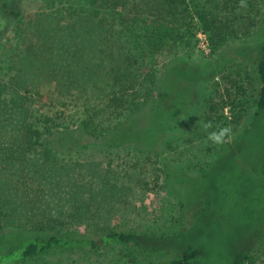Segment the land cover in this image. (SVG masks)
Returning <instances> with one entry per match:
<instances>
[{"label": "trees", "instance_id": "1", "mask_svg": "<svg viewBox=\"0 0 264 264\" xmlns=\"http://www.w3.org/2000/svg\"><path fill=\"white\" fill-rule=\"evenodd\" d=\"M30 1L35 7L26 14L19 1L0 0V12L17 25L16 52L4 70L7 78L0 80V264L59 250L143 248L149 242L144 236L109 231L85 237L70 231L92 221L85 208L94 190L71 179L78 161L70 169L60 157L88 149L107 155L130 148L153 151L140 143L143 108L154 105L159 117L186 99L176 85L181 69L188 70L160 61L197 31L216 48L230 31L227 15L239 0ZM255 71L258 117L264 112V60ZM41 82H52V90L35 87ZM69 106L77 110L71 113ZM86 168L95 173L90 163ZM249 251L233 264H246ZM201 255L189 247L169 264H195Z\"/></svg>", "mask_w": 264, "mask_h": 264}, {"label": "rangeland", "instance_id": "2", "mask_svg": "<svg viewBox=\"0 0 264 264\" xmlns=\"http://www.w3.org/2000/svg\"><path fill=\"white\" fill-rule=\"evenodd\" d=\"M15 1L26 14L34 10L30 0ZM232 8L230 31L216 48L197 31L160 61L166 68L175 61L188 70L181 69L176 85L186 99L159 117L154 105L143 108L140 143L153 151L130 148L107 155L88 149L78 157H60L70 169L78 161L71 179L94 190L85 208L92 221L71 229L74 235L123 232L149 242L143 248L115 244L97 252L59 250L17 264H169L189 247L202 252L195 264H233L248 249L246 264H264V112L255 117L264 0H239ZM16 27L0 12V80L7 78L4 70L16 52ZM35 87L51 91L53 83ZM69 107L71 113L77 110ZM222 128L229 129L224 141L212 143L208 137ZM88 163L95 173L87 170ZM88 197L85 193V201Z\"/></svg>", "mask_w": 264, "mask_h": 264}, {"label": "clouds", "instance_id": "3", "mask_svg": "<svg viewBox=\"0 0 264 264\" xmlns=\"http://www.w3.org/2000/svg\"><path fill=\"white\" fill-rule=\"evenodd\" d=\"M229 129L227 128H222L218 131L212 132L208 139L215 144H220L224 141L226 135L228 134Z\"/></svg>", "mask_w": 264, "mask_h": 264}, {"label": "built area", "instance_id": "4", "mask_svg": "<svg viewBox=\"0 0 264 264\" xmlns=\"http://www.w3.org/2000/svg\"><path fill=\"white\" fill-rule=\"evenodd\" d=\"M205 43V42H204ZM204 43H203V47H204ZM206 44V43H205Z\"/></svg>", "mask_w": 264, "mask_h": 264}]
</instances>
